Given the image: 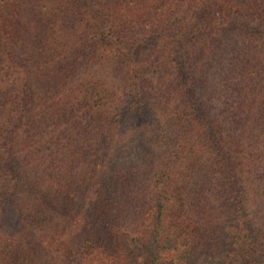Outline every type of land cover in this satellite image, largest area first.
<instances>
[{
  "label": "trees",
  "instance_id": "obj_1",
  "mask_svg": "<svg viewBox=\"0 0 264 264\" xmlns=\"http://www.w3.org/2000/svg\"><path fill=\"white\" fill-rule=\"evenodd\" d=\"M142 263L264 264V0H0V264Z\"/></svg>",
  "mask_w": 264,
  "mask_h": 264
},
{
  "label": "rangeland",
  "instance_id": "obj_2",
  "mask_svg": "<svg viewBox=\"0 0 264 264\" xmlns=\"http://www.w3.org/2000/svg\"><path fill=\"white\" fill-rule=\"evenodd\" d=\"M223 63V65H227V62H225L224 63V61L223 62H221V64ZM229 68L228 67H226V70H224L225 72L228 70ZM102 72V71H101ZM219 72H220V70H219ZM214 77V79H216L217 80V83H220L222 80H221V76H220V74L217 72V75H214L213 76ZM109 80L111 81V83L112 84H114L115 86L117 85V80L116 79H114V78H112L111 76L109 77ZM216 89H218V87L216 88ZM257 224H259L260 222L259 221H257L256 222ZM142 264H144V263H142Z\"/></svg>",
  "mask_w": 264,
  "mask_h": 264
}]
</instances>
